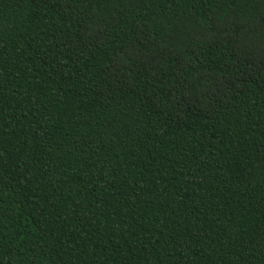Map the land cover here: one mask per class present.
<instances>
[{
    "label": "trees",
    "instance_id": "trees-1",
    "mask_svg": "<svg viewBox=\"0 0 264 264\" xmlns=\"http://www.w3.org/2000/svg\"><path fill=\"white\" fill-rule=\"evenodd\" d=\"M0 264H264V0H0Z\"/></svg>",
    "mask_w": 264,
    "mask_h": 264
}]
</instances>
